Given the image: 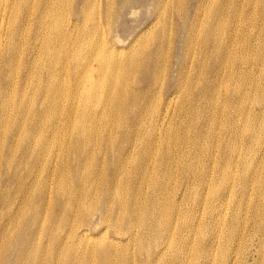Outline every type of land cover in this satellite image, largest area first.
I'll return each mask as SVG.
<instances>
[{"label":"bare ground","instance_id":"obj_1","mask_svg":"<svg viewBox=\"0 0 264 264\" xmlns=\"http://www.w3.org/2000/svg\"><path fill=\"white\" fill-rule=\"evenodd\" d=\"M152 1V18L124 49L119 35L109 38V8L119 20L145 1L0 0V147H8V174L33 180L35 199L20 223L29 231L15 226L14 264H30L42 230L46 256H58L45 264H166L167 254L172 264L216 262L218 242L201 236L204 158L225 160L222 186L234 192L241 177L253 190L240 247L261 232L263 249L264 158L253 166L251 144L264 142V0ZM203 107L217 129L192 136L187 128ZM234 162L245 173L232 172ZM177 174L192 177L176 192ZM234 230L225 232L227 255Z\"/></svg>","mask_w":264,"mask_h":264},{"label":"rangeland","instance_id":"obj_2","mask_svg":"<svg viewBox=\"0 0 264 264\" xmlns=\"http://www.w3.org/2000/svg\"><path fill=\"white\" fill-rule=\"evenodd\" d=\"M142 1H145L144 4H139L137 6V9H138V13L136 15H132L130 13H126L124 17H121L119 20H118V16H119V10L115 7H113L111 5V7L109 8L112 12V17H110V26L114 27L116 26L115 30H114V33L109 36L110 39H114L115 37H113L114 35H119V37L124 40L123 42H116V47L118 48H128V44L130 42V40L132 39V36L135 35L136 33H139L142 29L146 28V25L149 23L150 19L152 18L151 17V11H152V7H153V1L152 0H142ZM107 5L105 4L104 5V8L106 7ZM112 8V9H111ZM115 9H116V12H115ZM105 17V16H103ZM112 19V20H111ZM118 20V21H117ZM103 22V23H102ZM106 19L103 18L102 21H101V27L105 28L106 30H108L107 28V24H106ZM105 25V26H104ZM108 25V27H110ZM102 29V28H101ZM126 48V49H127ZM95 64V63H94ZM25 71V69L23 70ZM32 95V93H30ZM29 94V95H30ZM30 95V96H31ZM256 112L258 111V106H256ZM206 108L203 107L202 110L200 111L199 115L197 114V119H194L192 122L191 120H189L187 123H193L192 127L191 125L188 126L187 128V132L192 135V136H197L198 132H204L206 129L208 130V128L211 129V132H214L216 131L217 129V124H211L210 126L208 125V122H207V116H208V113L205 112ZM199 117V118H198ZM201 119V120H200ZM259 120L256 121V124L255 126L259 127ZM257 127V128H258ZM219 129V128H218ZM185 131V130H183ZM186 132V131H185ZM264 132H261L260 133V137L262 138V140L264 141ZM226 140L229 141V138L228 136L226 137ZM210 142V141H209ZM211 143V142H210ZM226 143V144H225ZM223 143V149L224 151L227 150V142ZM255 145V146H253ZM251 144V150H252V153H253V160H251L253 166H257V165H260V159L261 157L264 158V142L262 144ZM253 146V147H252ZM260 146V147H259ZM7 146L6 147H0V233L2 234V240L0 239V251H4V252H7L9 250L10 247H13L12 248V252H11V256L8 258V259H5V260H0V264H14L15 262V259H16V254L19 250V247L17 245V236H18V233L15 232V226H17L16 230H18V232L20 233H27L29 231V228L26 230V223H24L23 225H20L21 221H25V220H28V218L30 217V214L31 212L33 211V207L32 208V204H33V201L35 200L34 199V194H33V180L32 179H29V178H25L23 176V185L21 184V180L18 178V177H15V178H12V176L10 174H8V172L6 171V166H5V159H6V156H7ZM254 148V149H253ZM19 150V151H18ZM215 148L212 149V151H214ZM260 152H259V151ZM262 150V151H261ZM2 152V153H1ZM226 152V151H225ZM2 154V155H1ZM194 154V153H193ZM223 154V153H222ZM12 155H15V159L14 161H18L21 157H22V151L20 149H15V151H13ZM11 155V156H12ZM220 158V157H219ZM235 161H236V158H235ZM211 161H208L207 158H204V164L202 165V169L204 170L203 173H204V176L205 178L202 179V182L199 183V196H200V210H199V214L201 215V218L203 220H207L206 222V226L203 227L204 230H202V233H201V236H202V242L204 244L206 243H209L210 245L214 242L215 240V243L218 242V244L214 245L212 244V249H214V252L215 250L217 252V259H216V262L215 261H211L209 263H207L205 261V259L203 257L200 258V262L199 264H220V262L223 260L224 264H264V247L262 249V245L260 244L259 242V236L261 235L259 232V235L256 236V238L254 237L253 241H252V245L249 246V248L247 247L245 249V247H240V244H241V241L243 243V235L242 233H245V234H248L249 233V230L250 227L248 226L249 224V210H250V205H249V196L251 195V192L253 190H248L245 189L244 186V182L242 181L241 177L240 179L239 178H235V194L232 190H230V186H222V180H224V177L222 175V167H224V164H225V160L221 159L219 160L218 162H216L215 164L212 163L211 165ZM236 164V162H234ZM209 164V165H208ZM220 164V165H219ZM256 164V165H255ZM205 168H204V167ZM234 166V165H233ZM211 169H209V168ZM214 167V168H213ZM236 167V168H235ZM210 170V171H209ZM214 170V171H213ZM45 171V170H44ZM43 171V172H44ZM235 171V173H245L244 170L241 168L240 165H237L234 166L232 168V172ZM17 173V172H16ZM212 173V174H211ZM5 174V175H4ZM19 174V173H18ZM16 174V175H18ZM46 174H47V171H45L42 175L43 177H46ZM207 174V175H205ZM221 174V175H220ZM240 175V174H239ZM177 179L179 178V182L175 183L173 182L172 184L176 185V192L179 188V185L181 183V181L184 183V184H190V177L192 176H188L187 174L185 175H179L177 174ZM203 176V177H204ZM209 176V177H208ZM209 179H208V178ZM211 177V178H210ZM223 177V178H222ZM10 178V179H9ZM205 179V182L203 184V181ZM211 179V180H210ZM212 181V184L208 187H206V181ZM220 180V181H219ZM240 181V182H239ZM192 182L191 181V185H192ZM218 182V183H217ZM15 183V184H14ZM31 183V184H30ZM241 184V185H240ZM13 185V187H12ZM220 185V186H219ZM215 186V188H213ZM251 185H249V188ZM222 187V188H221ZM229 187V189H228ZM31 188V189H30ZM212 188V189H211ZM219 188V190H218ZM206 189V190H205ZM209 189V190H208ZM217 189V190H216ZM26 190V191H25ZM216 190V191H214ZM230 190V192H229ZM212 191V192H210ZM232 191V192H231ZM210 192V194H209ZM216 192V193H215ZM28 193V194H27ZM207 195H206V194ZM214 193V195H212ZM229 193V194H228ZM237 193V194H236ZM248 193V194H247ZM218 194V195H217ZM226 194V195H225ZM3 195L6 197V198H3ZM30 195L32 198H30ZM205 195L207 196V198L205 199L204 201V198H205ZM211 195V196H210ZM248 195V196H247ZM214 196V198L212 199V197ZM229 196V197H228ZM24 197V199L22 198ZM28 197V198H27ZM179 199V198H178ZM231 199V200H230ZM247 199V200H245ZM3 200H7V202H3ZM26 200V201H24ZM209 200V201H208ZM226 200V202H225ZM230 200V201H228ZM248 201V202H247ZM30 202V203H29ZM185 207H188V208H194V205L186 200L185 201ZM206 202V203H205ZM228 202V203H227ZM247 202V203H246ZM26 205H29V206H26ZM205 203V205H204ZM209 205H208V204ZM21 204V205H20ZM203 204V205H202ZM247 204V205H246ZM23 205V206H22ZM207 206V207H205ZM25 209H24V208ZM28 207V208H27ZM203 207H204V210H203ZM220 207V208H219ZM234 207V208H233ZM28 211H27V210ZM29 209L31 210V212L29 211ZM207 209V210H206ZM222 209V210H221ZM21 210V211H19ZM26 210V211H24ZM234 210V211H233ZM222 212V213H219ZM25 213L26 216H24V214L22 213V215L18 214V213ZM206 214H205V213ZM214 212V213H213ZM15 213V214H14ZM225 213V214H224ZM237 213V214H236ZM219 214V216H218ZM223 214V215H221ZM235 214V216H234ZM247 214V215H246ZM19 215V216H17ZM232 215V217H231ZM14 216L16 219H14ZM22 216L23 218H26V219H22ZM220 216L222 218H220ZM234 216V217H233ZM238 216V217H237ZM247 216V218H246ZM20 217V219L18 218ZM225 217V218H224ZM238 219H236V218ZM205 218V219H204ZM216 218V219H215ZM225 219V220H222V219ZM244 218L246 220H244ZM7 219V220H6ZM221 219V220H220ZM236 221H235V220ZM16 220V221H14ZM18 220V222H17ZM20 220V221H19ZM14 223H13V222ZM222 221V222H221ZM226 221V222H225ZM228 221V222H227ZM233 221V222H232ZM241 223H240V222ZM243 221V222H242ZM247 221V222H245ZM214 222V223H213ZM216 222V223H215ZM234 224H232V223ZM17 223V224H15ZM225 223V224H224ZM238 223V224H237ZM248 223V224H246ZM14 226H12V225ZM221 225V226H218V225ZM230 224V225H229ZM11 225V226H10ZM245 225V226H243ZM7 226V228H6ZM20 226V227H19ZM238 228V229H235L233 227ZM30 227V226H29ZM223 229V230H220L219 229ZM231 229H229V228ZM241 227V229H240ZM246 229L247 231H244L242 232L244 229ZM4 228V229H3ZM10 228V229H9ZM226 228V230H225ZM9 230L10 232L8 233H5L7 231H3V230ZM214 229L217 231H214ZM235 229V230H234ZM21 230V231H20ZM213 230V231H211ZM229 230H234V232H236V237L232 240V244L231 246H229L227 249H228V255L227 253L225 252V249H223L224 247H227L226 244L224 243V236L225 235V232L227 233V231ZM241 230V231H240ZM3 231V232H2ZM221 231V232H220ZM115 231H111V235L114 233ZM220 232V233H219ZM219 236L220 234V237H217ZM219 233V234H218ZM224 233V234H223ZM60 234H63V233H60ZM46 235V236H45ZM243 238L240 239V236ZM6 237V238H9V241H5L3 240V237ZM223 236V237H222ZM46 237V238H45ZM45 238V239H44ZM217 238V239H215ZM222 238V239H221ZM212 239V240H211ZM240 239V240H239ZM50 238L49 236H47V233L45 232V230H42V238L40 239V242H41V246L38 245V249L40 248V250H36L38 252L34 253V257L32 256L29 263L32 264L31 260H35V262L33 261V264H45L48 260H50L51 258H54V260L57 259L58 256L56 255H50L49 257H47L45 254L46 253V249L45 246H47L49 243H50ZM220 240V241H219ZM237 240H239L240 242H238ZM34 241V239H33ZM237 241V242H236ZM35 242V241H34ZM46 242V243H45ZM48 242V243H47ZM45 243V244H44ZM220 243V244H219ZM234 243V244H233ZM33 243L29 244L28 245V249L29 250H32L34 252V245H32ZM43 244V245H42ZM208 244V245H209ZM224 244V245H223ZM257 244V245H256ZM218 245V246H217ZM220 245V247H219ZM33 246V247H32ZM214 247V248H213ZM234 247H238L237 249L234 248ZM42 248V249H41ZM217 248V249H216ZM232 249V250H231ZM258 249V250H257ZM133 250V249H132ZM135 250V253L137 254V257L139 259L141 258H144L146 255V252L145 250L139 252V248L136 247ZM222 250L225 252H222ZM237 250L239 251V253L237 252ZM220 251V252H219ZM230 251V252H229ZM30 252V251H29ZM28 252V253H29ZM222 252V253H221ZM234 252L236 254H239L236 256H234ZM244 252L245 254L243 255ZM261 252V253H260ZM38 253V256L36 255ZM225 255V258H224V255ZM248 254V255H247ZM43 255V256H42ZM143 255V256H142ZM169 255V257H168ZM243 255V256H242ZM36 256V257H35ZM239 256V257H238ZM246 256V257H245ZM261 256V257H260ZM41 257V258H40ZM46 257V258H45ZM242 257V259L239 261L237 258H240ZM35 258H38V259H35ZM44 259V260H43ZM165 259H166V264H172V259H171V256L170 254H167L165 255ZM236 259V260H235ZM245 259V260H244ZM262 259V260H261ZM38 260V261H37ZM219 260V261H218ZM235 260V261H234ZM260 260V261H259ZM226 261V262H225ZM215 262V263H214ZM235 262V263H234Z\"/></svg>","mask_w":264,"mask_h":264}]
</instances>
